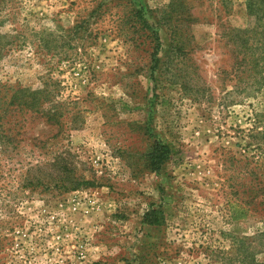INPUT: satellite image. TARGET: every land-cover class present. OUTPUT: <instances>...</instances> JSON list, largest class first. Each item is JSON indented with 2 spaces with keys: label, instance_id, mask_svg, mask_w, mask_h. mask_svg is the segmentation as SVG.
<instances>
[{
  "label": "rangeland",
  "instance_id": "obj_1",
  "mask_svg": "<svg viewBox=\"0 0 264 264\" xmlns=\"http://www.w3.org/2000/svg\"><path fill=\"white\" fill-rule=\"evenodd\" d=\"M247 2L0 0V89L50 90L59 111L3 118L0 264H264ZM241 40L256 73L235 69Z\"/></svg>",
  "mask_w": 264,
  "mask_h": 264
},
{
  "label": "trees",
  "instance_id": "obj_2",
  "mask_svg": "<svg viewBox=\"0 0 264 264\" xmlns=\"http://www.w3.org/2000/svg\"><path fill=\"white\" fill-rule=\"evenodd\" d=\"M247 8L250 13L255 14L256 17L264 19V0H248ZM260 15V16H259ZM264 28V27H263ZM241 30H238V33ZM249 48L244 46V42L241 40L239 45V50L244 53L242 56H238L236 70L246 68V72L251 71L256 73L259 63L261 62V56L258 54L255 56L253 53L250 54L251 59L245 60L247 57V52ZM264 53V49H262ZM243 61H246L242 63ZM245 64H248L246 66ZM245 65V66H244ZM50 90L38 88L30 89L25 87H6V90L0 89V136H4L2 133L3 118L6 115H13L14 110H19L23 112H29L32 115L38 117H46V122H50L56 117L59 112L56 110V105L51 104L52 100L50 98ZM170 155V149L168 145L157 144L153 147L152 151L149 153V163L153 169H158L163 160L168 158ZM264 193V184L262 186ZM248 209L240 208L234 211L233 219H239L246 217Z\"/></svg>",
  "mask_w": 264,
  "mask_h": 264
}]
</instances>
